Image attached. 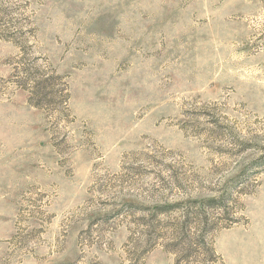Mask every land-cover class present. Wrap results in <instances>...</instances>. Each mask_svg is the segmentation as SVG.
<instances>
[{"label":"rangeland","instance_id":"374dc122","mask_svg":"<svg viewBox=\"0 0 264 264\" xmlns=\"http://www.w3.org/2000/svg\"><path fill=\"white\" fill-rule=\"evenodd\" d=\"M0 17V264H264V0ZM33 63L65 110L18 86Z\"/></svg>","mask_w":264,"mask_h":264},{"label":"trees","instance_id":"16d2710c","mask_svg":"<svg viewBox=\"0 0 264 264\" xmlns=\"http://www.w3.org/2000/svg\"><path fill=\"white\" fill-rule=\"evenodd\" d=\"M5 24L6 23H4L0 17V36L2 35L1 32L5 30L3 27H7ZM16 69L18 75V86L29 91L30 103L34 106L42 107L43 103L47 101L49 102L56 97L60 105H62V109L65 110L68 100L67 85L62 81L59 75L41 70L35 63L21 68L18 66ZM206 201L216 203L217 205L222 203L221 199L215 198L208 199ZM184 230L189 232L187 226ZM210 251L211 249L208 248L209 253ZM207 256V258H211L210 254Z\"/></svg>","mask_w":264,"mask_h":264}]
</instances>
